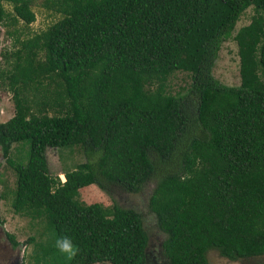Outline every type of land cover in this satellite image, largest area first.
<instances>
[{
	"label": "trees",
	"instance_id": "1",
	"mask_svg": "<svg viewBox=\"0 0 264 264\" xmlns=\"http://www.w3.org/2000/svg\"><path fill=\"white\" fill-rule=\"evenodd\" d=\"M32 1L0 0V27L16 44L0 63L13 104L0 123L13 212L70 237L79 252L68 264H144L141 217L110 196L152 182L147 209L166 264H207L209 250L264 256V0H41L56 20L20 40ZM230 37L237 86L211 74ZM175 73L188 83L170 93ZM22 142L24 165L8 156ZM73 147L84 161L61 183L45 151ZM91 185L110 206L78 200Z\"/></svg>",
	"mask_w": 264,
	"mask_h": 264
},
{
	"label": "rangeland",
	"instance_id": "2",
	"mask_svg": "<svg viewBox=\"0 0 264 264\" xmlns=\"http://www.w3.org/2000/svg\"><path fill=\"white\" fill-rule=\"evenodd\" d=\"M40 4L41 0L31 2L30 8L34 14V21L28 27H22L20 24L16 26V30H21L20 33H22L19 35L20 40L45 30L56 20V17L42 9ZM4 8L7 11L11 10L8 5H4ZM253 14L252 8L249 7L239 16L231 37L240 27L250 22ZM231 37L221 44L211 74L223 85L237 86L239 83L237 48ZM13 45H16L14 39L12 40L11 36L6 37L0 27V63H2L1 54H11L14 50L11 48ZM187 83L186 75L175 73L168 79V90L170 93H175L178 89L184 88ZM12 115L11 93L6 91L5 85L0 82V123L6 122ZM27 149V143L12 144L8 156L15 163L24 165ZM45 157L49 173L56 176L59 181L62 172L73 169L84 161L81 152L76 147L47 148ZM14 177L12 169L0 154V264H68L70 261L54 246L55 238L45 219H32L29 216H19L13 212L11 203L14 195ZM152 188L153 183L149 182L138 193L125 194L116 190L110 197L120 207L131 208L140 215L147 235L146 254L149 264H166L161 257L160 250L164 236L156 227L154 215L147 209V199ZM110 197L94 185L78 191V200L85 205L96 203L108 207L112 203ZM10 237L17 246L12 245ZM205 258L207 264H264V256L229 261L220 257L216 250L206 252Z\"/></svg>",
	"mask_w": 264,
	"mask_h": 264
},
{
	"label": "clouds",
	"instance_id": "3",
	"mask_svg": "<svg viewBox=\"0 0 264 264\" xmlns=\"http://www.w3.org/2000/svg\"><path fill=\"white\" fill-rule=\"evenodd\" d=\"M60 178V182L63 183V176ZM54 246L61 254L65 255L69 261L73 260L79 252L78 246L75 245L72 239L68 236H57L55 238Z\"/></svg>",
	"mask_w": 264,
	"mask_h": 264
},
{
	"label": "flooded vegetation",
	"instance_id": "4",
	"mask_svg": "<svg viewBox=\"0 0 264 264\" xmlns=\"http://www.w3.org/2000/svg\"><path fill=\"white\" fill-rule=\"evenodd\" d=\"M1 154V153H0ZM144 264H149V262H148V258H147V254H146V258H145V262H144Z\"/></svg>",
	"mask_w": 264,
	"mask_h": 264
},
{
	"label": "built area",
	"instance_id": "5",
	"mask_svg": "<svg viewBox=\"0 0 264 264\" xmlns=\"http://www.w3.org/2000/svg\"><path fill=\"white\" fill-rule=\"evenodd\" d=\"M61 181H63V180H61Z\"/></svg>",
	"mask_w": 264,
	"mask_h": 264
}]
</instances>
